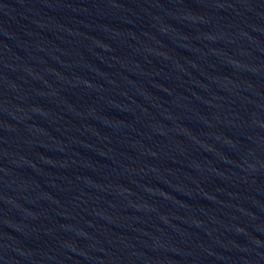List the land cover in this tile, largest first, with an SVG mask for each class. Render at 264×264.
Here are the masks:
<instances>
[{
  "label": "water",
  "instance_id": "95a60500",
  "mask_svg": "<svg viewBox=\"0 0 264 264\" xmlns=\"http://www.w3.org/2000/svg\"><path fill=\"white\" fill-rule=\"evenodd\" d=\"M0 264H264V0H0Z\"/></svg>",
  "mask_w": 264,
  "mask_h": 264
}]
</instances>
